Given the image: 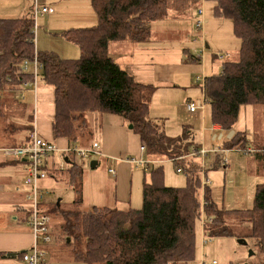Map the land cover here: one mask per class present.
Returning <instances> with one entry per match:
<instances>
[{"label": "trees", "instance_id": "1", "mask_svg": "<svg viewBox=\"0 0 264 264\" xmlns=\"http://www.w3.org/2000/svg\"><path fill=\"white\" fill-rule=\"evenodd\" d=\"M90 1L98 16V24L71 28L63 33L65 39L80 49L79 59L39 52L32 13L17 19H0V122L8 118L5 105L11 107V112L15 96H22L23 89V94L30 89L24 88L23 84L33 79V66L25 72L23 64H32L35 60L42 65L39 80L53 89L55 113L52 130L56 139L65 138L73 147L86 145L91 135L86 120L88 114L95 112L122 117L140 137L146 156L172 161L177 171L185 174V185H166L162 163H145L142 171L150 175L148 180L145 175L143 181L140 208L123 211L93 207L84 210V168L76 159L71 160L67 162V170L57 169L50 174L55 179H63L61 181L75 193V199L68 206H63L59 200L53 202L52 207L51 203L46 207L52 220L62 221L57 226L61 234L55 233L53 225L51 227V244L58 237L63 238L65 247L71 249L69 261L78 264L192 262L197 250L196 224L201 218L203 171L198 165V155L190 157V154L200 148L190 142L188 132L185 131L183 137H170L161 123L150 117L155 88L138 83L114 60L110 51L114 43L148 42L151 24L165 19L175 0ZM214 11L219 18L232 22L234 35L240 41L238 58L225 61L221 74L204 79L212 122L230 131L236 127L242 108L264 107V0H215ZM36 99L37 96L35 102ZM6 101L9 102L5 104ZM12 128L18 130L15 124ZM26 129L30 133L34 131L31 126ZM223 146L228 150L246 152L249 144L246 136L238 133ZM261 151L257 155L264 158V148ZM55 158L52 162L57 163ZM210 188L207 186L204 190L205 235L210 238L234 237L226 216L245 217L250 224V233L244 239H252L264 253V184L256 187L252 209L225 213L219 210ZM28 216L27 212L23 222ZM26 252L19 253L18 258L23 260ZM2 257L4 255L0 253Z\"/></svg>", "mask_w": 264, "mask_h": 264}, {"label": "crops", "instance_id": "2", "mask_svg": "<svg viewBox=\"0 0 264 264\" xmlns=\"http://www.w3.org/2000/svg\"><path fill=\"white\" fill-rule=\"evenodd\" d=\"M85 1L91 3L90 0ZM214 7L215 0H175L167 17L151 24V37L148 42L132 43L125 41L114 43L110 47L111 55L138 83L154 87L155 91L153 95L158 89L178 90L181 92V101L178 103L180 107L193 101V98L198 99V101H203L205 100L204 85L202 84V79L197 82L196 78L202 77L206 79L210 76L221 74L225 61L234 60L240 49V41L233 34L232 22L221 19L215 15ZM89 9L95 22L94 26H96L98 24V16L92 3L91 5L89 4ZM201 10L204 12V24L202 29H197L196 22ZM25 16H27V14ZM3 19L17 18L9 17ZM82 24L83 22H78L70 25V27L68 25L66 29L86 28ZM203 49L204 51L202 52H204L205 56L203 53V55H201L200 52V50ZM77 52L80 53V49L77 50ZM220 58H224V60H220ZM28 91L31 92L35 100L34 91L28 89L25 90L24 93H28ZM22 92L21 94H23ZM9 94L8 92L7 95ZM53 96V89L44 86L42 82L39 83L37 88V99L32 108L34 118L33 122L29 125L32 127V130L36 129L42 138L55 142L61 150L55 158L58 161V158L64 155L63 152L73 146L69 145L67 139H56L53 135L52 120L55 113ZM12 106L13 110L19 108L16 107L14 103ZM24 110L29 111L27 108ZM198 113L196 114L198 116H196L194 123L201 128L203 133V144H206L207 139L211 143H214L218 135H222L220 139L223 140L225 130L212 122L210 105L205 102L204 110ZM153 118L157 119L156 117ZM86 120L91 130L89 142L86 145L77 144L75 146L88 148L92 143L97 142L101 146V155L95 160L98 162L96 168H91V162H93L91 160L90 172L84 169L82 207L87 210L93 207H107L117 208L123 211H127L134 207H141L139 204H142V187L145 174L142 170H137L135 167L136 165L130 162L129 159L133 158L131 152H134L133 154L138 156L140 158L139 160L142 159L147 161V163L151 165L154 163L163 164L167 159L157 161L153 158H148L145 151H141L142 144L140 137L137 134L134 135L129 132V125H127L125 120L120 116L90 113L86 116ZM157 120L165 130L164 121L161 119ZM183 126L185 131L188 126ZM238 133L247 136L245 131L240 130V128L236 126L230 131L228 139L224 141L223 144ZM183 135L179 137H183ZM27 140V134H25L21 136V142L17 146L0 148V154L2 155L1 151L5 148L25 145ZM223 144L219 148H222ZM200 147L201 146H199V148ZM224 150L225 152H219L216 154L217 156L213 158V164L211 165L213 167L211 171L212 174L216 175V173L222 170L225 176L227 175L226 173L233 175L239 172L240 169H238V164L233 161L234 159H242L238 154L240 151L233 149L228 150L226 148ZM3 157L0 159V168L11 166L14 169V174L13 176H7L4 172L2 173L3 175L0 176V253L4 255V257L0 258V264H14L13 259L17 257L12 258L7 255L28 251L33 246L35 238L29 229L28 220L23 222V216L27 214V212L24 211L26 209L25 204L28 203L26 192H17V188H19L20 185H18L19 183L15 180L17 176L23 177L22 184L24 185L27 163L24 160ZM65 157L66 161L70 163L71 160H75L77 156L75 157L73 155L70 158L68 156ZM254 157H256L257 163L261 164L259 160L262 159L261 156L257 155ZM223 161H227L225 167L222 164ZM101 162L103 163L102 169L96 171L99 169L98 167ZM236 164L237 167H235ZM241 169L243 171L239 173L245 174L246 168ZM110 170H114L116 174L114 175ZM215 175H212V179ZM87 176L90 177L91 186L90 197L85 199L84 191ZM206 176L212 182L210 172L209 176L207 173ZM138 181L141 183V185H139L141 198L136 199L135 205H133L135 197L133 188ZM12 186H17L15 193L9 192ZM218 188L220 187H216L215 190L213 187L210 188L214 201V195ZM88 199L90 200L86 201ZM50 203V200L46 201L44 207H49ZM84 203L88 205L85 206ZM53 247H55V245L48 248V251L52 252L54 249Z\"/></svg>", "mask_w": 264, "mask_h": 264}, {"label": "rangeland", "instance_id": "3", "mask_svg": "<svg viewBox=\"0 0 264 264\" xmlns=\"http://www.w3.org/2000/svg\"><path fill=\"white\" fill-rule=\"evenodd\" d=\"M89 4L91 5V3H87L85 0H40L39 9L46 6L54 10L53 14L41 16L40 13H38L39 15H36L35 13L34 0H0V19L9 17L22 18L26 14L29 15L32 13L36 22L35 43L39 52H52L62 58L79 59L81 54L77 52V50H79L78 47L65 39L63 37V33L67 30L66 27L68 25L70 27V25L78 22H83L82 25L84 27H92L95 25L94 19L89 11ZM202 51H204V49L200 50L201 55L204 54ZM237 58L238 57L236 55L234 60ZM220 60H224V58H220ZM198 79L203 78H196V81ZM26 92L22 94V96H15L16 100H13L14 105L19 108H15L14 110L12 109L10 112L9 109L11 107L9 105H5L6 108L8 107L9 111H5L8 114V118H5L2 122H0V148L17 146L21 142V136H24L25 134H27V139H29L28 135H30V130H27L26 128L33 122L34 113L32 108L35 100L33 99L30 91H28V93ZM180 94L181 92L178 90L158 89L151 100L150 117H156L157 119L164 121L165 133L168 136L176 138L182 136L186 131L189 133L190 142L207 150V152H209L208 157L205 159L198 158L197 160L200 168L203 169V166L206 168L203 169V171L206 172L208 176L210 172V178L212 179V175L215 174L211 173L213 169L211 165L213 164V158L219 153L212 152L221 147L223 142L228 139L231 130H225L223 140H221L218 135L214 143H211L207 139L206 144H203V133L201 128L194 123L196 116H198L196 114L200 111L190 113L188 110L186 111V104L183 107H180V104H178L181 101ZM7 102L9 101H6L5 104H7ZM193 102H198V99L193 98ZM25 108L29 111L24 110ZM13 124L18 126V130L12 128ZM9 125H12V127ZM183 125L188 126L185 131ZM236 126H238L240 130L246 132V140L250 149H252V152H248L247 154L238 152L242 159H234L233 161L238 164V169H240L239 172L243 171L241 168H246L245 174L237 172L236 174L229 175V173H226L227 175L225 176L224 171L222 170L221 172L216 173L212 182L210 181L212 184L209 185V187H213L214 190L216 187H220L215 193L214 199L216 201L215 203L219 207V210L224 213L231 210L252 209L254 207L256 186L258 184H264V158L259 159L261 161V164H259L256 161V157H254L257 156V154H261L263 152L261 149L264 148V107L247 106L242 108ZM129 132L135 135L133 129H130ZM231 140L229 139V141ZM27 144L28 140L25 145ZM223 149H225V147ZM133 153L134 152H131V155L136 161L135 167L137 170L141 171L142 165L139 164L140 158ZM2 155L0 154V159H2ZM98 157L100 156H94L92 161L97 160ZM76 161L79 165H83L86 171L90 172L89 168L91 160H85L77 156ZM237 164L235 167H237ZM102 165L103 163L101 162L98 167L99 169L96 171L101 170ZM162 165L166 185L173 187H181L185 185V174L181 171H177L172 161L167 160L163 162ZM4 172L7 176H13L14 169L11 166L0 168V176L3 175L2 173ZM145 175L149 177L148 175H150V173ZM202 178L203 174L201 175V180ZM59 179L49 176L39 182V188L44 194H46V201L50 200L51 207L53 202L56 203L58 200H61L63 206H68V204L75 199L74 191L71 190V188L64 181H61L63 179ZM15 180L19 183V188L24 191L17 192L25 193L24 189L26 188L22 184L23 177L17 176ZM139 185H141V183L138 181L136 186L134 185L133 188V194L135 196L133 205H135L136 199L141 198ZM90 186V177L87 176L84 191L85 199L90 197ZM16 187L17 186H12L9 189V192L15 193ZM90 199L86 201H89ZM84 205L87 206L88 204L84 203ZM140 205L141 204H139V206ZM25 208H31L29 202L25 204ZM202 220L203 219L200 218L199 222L196 224L197 250L195 260L189 263L178 264H213V262H216V264L264 263V253L260 251L259 247L255 245L252 239H244V237L250 233V224L247 218L240 216L233 217L231 215L226 216V223L235 236L217 238H210L204 235ZM61 224V219L53 218L55 233L57 231V226H60ZM57 232L61 234L59 229ZM240 241H245L247 245L239 244ZM54 242L57 246L53 247L54 249L50 252V255L47 256V264H78L69 261L71 257V249L65 247L63 238L58 237V239ZM55 243L51 245L54 246ZM51 245L50 247H52ZM250 252H254V255L249 256ZM13 261L14 264H25V262L18 257L14 258Z\"/></svg>", "mask_w": 264, "mask_h": 264}, {"label": "built area", "instance_id": "4", "mask_svg": "<svg viewBox=\"0 0 264 264\" xmlns=\"http://www.w3.org/2000/svg\"><path fill=\"white\" fill-rule=\"evenodd\" d=\"M39 1L40 0H34L36 15L38 13H40L41 16L53 14L54 11L52 8L43 6L42 8L39 9ZM203 14L204 12L201 10L199 18L197 19L196 22V26L198 29H202V26L204 24ZM31 65L33 66L32 69V73L34 74L33 79L25 82L23 84V87L32 89L35 93V96H37V88L39 83H41V80H39L40 78L38 73L39 70L42 68V65H40L37 62V60H35L34 63L32 64L30 62H25L23 64V71L25 72L30 71L29 69ZM199 81L200 79L197 80V82ZM203 85H204V80H203ZM205 102L208 103L206 98L203 101L201 100L198 102H193V101L188 102L186 105L188 112L196 113L198 111H203L205 107ZM220 137H222V135H220L219 138ZM141 151H145V147L141 146ZM1 152L3 156L7 158L24 160L27 163L26 176L24 179V187L26 189L24 190L26 192L27 200L30 203L31 208L25 210L29 214L28 226L32 234L34 235L35 242L33 246L24 254L23 261L25 262V264H47L46 258L49 254L48 248L52 243L51 227L53 225V220L51 216L47 213V208L43 207V203H45L46 194H44L40 190L39 182L43 179L48 178L52 171H55L57 169L61 171L66 170V168L68 167V163L66 161L65 156H68L70 158L71 156L74 155V156H79L85 160H92L94 156L101 155V146L97 142H94L88 148H82V147L79 148L77 146L68 148L63 152L64 155L58 158V162L55 163L52 162V159L58 153H60L61 150L58 148V146L55 143L48 142L43 138H41L37 130L34 129V131H32L29 135L27 145L5 148ZM218 152L223 153L225 152V150L223 148H218L212 153H218ZM248 152H252V149H250L249 146L247 148V151L242 153L247 154ZM208 154L209 152H207V150H205L202 147L200 150L191 153L190 157L198 155L199 158L205 159L206 157H208ZM129 160L131 163L136 164V161L133 158H130ZM145 163H147V161L140 160L139 162L140 165H143ZM222 164L225 167L227 161H223ZM203 169L206 168H204L203 166ZM110 171L114 175L116 174L114 170H110ZM202 174H203V178L201 183L200 197H201V218L203 219L202 226L204 230L205 223L207 220L206 215L204 213V210L206 208V202L204 199V190L205 187L211 185V182L207 178L206 174H204V171ZM17 191L20 192L23 191V189L17 188ZM213 264H216V262H213Z\"/></svg>", "mask_w": 264, "mask_h": 264}, {"label": "water", "instance_id": "5", "mask_svg": "<svg viewBox=\"0 0 264 264\" xmlns=\"http://www.w3.org/2000/svg\"><path fill=\"white\" fill-rule=\"evenodd\" d=\"M129 128L130 129H133V126L132 125H129ZM97 164H98V162L97 161H93V162H91V168H96V166H97ZM70 240H68V242H69ZM239 244H241V245H247V243L245 242V241H240L239 242ZM24 252H26V251H24ZM254 253L253 252H250V256H252ZM18 253H12V254H8L7 256L8 257H18Z\"/></svg>", "mask_w": 264, "mask_h": 264}]
</instances>
